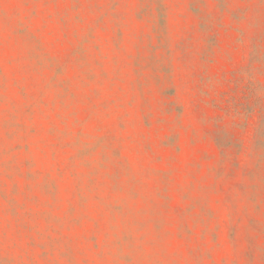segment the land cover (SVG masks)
I'll list each match as a JSON object with an SVG mask.
<instances>
[{
  "label": "rangeland",
  "instance_id": "1",
  "mask_svg": "<svg viewBox=\"0 0 264 264\" xmlns=\"http://www.w3.org/2000/svg\"><path fill=\"white\" fill-rule=\"evenodd\" d=\"M0 264H264V0H0Z\"/></svg>",
  "mask_w": 264,
  "mask_h": 264
}]
</instances>
